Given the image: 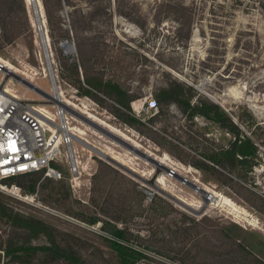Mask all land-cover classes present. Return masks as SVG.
<instances>
[{
	"label": "rangeland",
	"instance_id": "1",
	"mask_svg": "<svg viewBox=\"0 0 264 264\" xmlns=\"http://www.w3.org/2000/svg\"><path fill=\"white\" fill-rule=\"evenodd\" d=\"M36 1L42 32L32 0H2L0 62H8L13 68L9 70L53 94L50 61L62 101L71 102L67 104L138 145L172 171L158 172L154 164L67 111L69 126L77 128L75 134L80 139L88 140L144 180L73 140L80 168V178L73 187L67 147L62 143L55 165L63 178H46L44 183L48 184L39 186L34 202L0 191L5 205L43 219L54 233L51 237L31 235L0 221V241L15 238L43 245L55 238L86 264H119L105 241L110 228L105 229L102 221L88 222L99 216L104 222L126 228L130 238L126 244L145 254L138 264H263L264 0H63L61 8H54L59 19L55 24L68 30L72 52L61 46L63 39L51 41L44 6L41 0ZM180 5L194 8L197 19L192 24L177 20ZM6 32L13 38L9 43L2 37ZM83 59L134 95L132 109L144 123L142 131L121 122L110 108L93 98L80 96L71 84L59 82L57 67L65 60ZM169 78L193 86V100L218 103L235 122L239 123L244 108L253 113L261 129H256L258 134L253 137L258 158L247 179L238 169L211 172L193 164L205 161L204 152L231 140L218 124L202 115L191 118L173 103L151 120L160 108L149 105ZM3 80L7 89L18 97L24 95L38 110L56 113L57 107L44 95L6 70L0 71V82ZM54 120L59 122L57 115ZM177 173L212 193L214 201L211 198L206 204L199 191L176 178ZM68 207L73 212L67 211ZM0 255V264L8 262L3 250ZM256 257L261 262L255 261ZM26 264L56 263L40 252Z\"/></svg>",
	"mask_w": 264,
	"mask_h": 264
},
{
	"label": "trees",
	"instance_id": "2",
	"mask_svg": "<svg viewBox=\"0 0 264 264\" xmlns=\"http://www.w3.org/2000/svg\"><path fill=\"white\" fill-rule=\"evenodd\" d=\"M9 1V0H8ZM44 6L46 20L49 24L50 29V39L56 42L58 40H69L70 35L68 30H63L60 24H55V20L58 22V16L54 14V8L62 7L63 0H41ZM2 0H0V16H3V11L1 10ZM24 5V4H23ZM180 15L183 14L184 17H177L181 23L187 21L193 23L197 19L194 14V8L188 5L179 6ZM59 32L58 35L56 34ZM4 41L9 43L13 40L9 33H4L2 35ZM62 40V41H63ZM66 58L65 56H63ZM95 64H91L89 60H74L73 62L64 61V65L57 67V78L61 83H69L77 90V94L80 96L91 97L96 100L102 106L110 108L111 112L123 123L136 128L139 131L143 129V121L138 117L132 109V102L136 99L128 89H126L119 82L112 79L105 78L96 71ZM68 71L66 74L65 71ZM69 78H68V77ZM194 87L186 85L183 81H179L176 78H169L168 85L161 87L157 90L154 95V100L156 105L160 108L151 120L154 121L156 116L163 113L164 108L167 107L172 102H177L179 106L188 112L190 116L196 113L203 114L208 119L221 122L223 117L226 116L227 119L230 117L227 113L221 109V107L213 102L200 100L199 102L192 103L194 97ZM107 100L111 102L108 103ZM240 124H242L247 131L241 129L239 125H235L237 130L242 131L244 138L242 139L239 148L236 150H221V151H210L204 152L203 156L214 164L222 165L227 167L231 165L233 167L240 168L242 177L247 179V174L251 170V165L255 164L254 160L258 157V145L254 141L253 137L257 136V130L261 129L260 124L256 121L253 113L244 108L242 114L239 116ZM258 127V128H257ZM257 129V130H256ZM193 164L203 170L216 172L220 171L214 164L208 161L196 160ZM52 167H56L55 162L51 163ZM45 168L28 173L18 174L6 179L10 183H17L29 193H35L38 191L39 186H47L48 183H44L46 178L43 176ZM63 182V181H62ZM68 188L69 184H68ZM67 200V196L65 197ZM156 198L165 200L160 196ZM67 211L73 212L71 207L67 208ZM76 213V212H75ZM0 221H5L14 228L21 229L23 231L30 232L31 235H37L40 233L47 234L51 237L54 233V228L44 221L43 219L36 217L34 215H24L14 209L9 208L3 202L0 196ZM98 221L103 222V227L106 229L110 228V237H105V241L114 250L116 256L119 260V264H138V262L145 257L144 252L136 249L126 242L130 241L127 236V230L123 227H118L115 224H111L109 221H105L99 216H92L88 222L95 224ZM0 250H3L5 255L9 257L8 262L5 264L13 263H30L33 256L40 252L48 254L56 264H61L62 261L67 264H86V262L79 256L75 251L69 249L57 240L51 239L49 243L43 245H32L30 241L23 239L16 240L15 238H9L6 241H0ZM1 259V255H0ZM255 261L261 262L258 257ZM262 264V263H261ZM264 264V263H263Z\"/></svg>",
	"mask_w": 264,
	"mask_h": 264
},
{
	"label": "built area",
	"instance_id": "3",
	"mask_svg": "<svg viewBox=\"0 0 264 264\" xmlns=\"http://www.w3.org/2000/svg\"><path fill=\"white\" fill-rule=\"evenodd\" d=\"M4 67L0 62V71ZM32 103L24 95H14L13 91L6 88L5 80L0 82V191L26 202H34L37 194L29 195L20 185L6 179L44 168L45 177L63 178V172L52 167L51 163L55 162L60 145L64 143L68 152L70 182L74 187L80 178V168L72 141L77 140L89 148L95 147L75 134L77 128L69 126L64 106L52 104L57 107L56 113L52 114L45 108L38 110ZM153 107L157 108L156 101L149 105V108ZM56 115L59 122L54 120Z\"/></svg>",
	"mask_w": 264,
	"mask_h": 264
},
{
	"label": "water",
	"instance_id": "4",
	"mask_svg": "<svg viewBox=\"0 0 264 264\" xmlns=\"http://www.w3.org/2000/svg\"><path fill=\"white\" fill-rule=\"evenodd\" d=\"M33 2H34L35 10H36V15H38V23L41 25V31H42V24H41L42 21H41V18L39 16V10H38V7H37V1L33 0ZM42 37H44V34L42 35ZM68 44L72 45L68 40H65V41H63L61 43V46L66 48ZM48 68H49L50 73L52 74V77H53V80H54V83H55V87L57 88V85H56V82H55V78H54V75H53V69H52L50 61L48 62ZM4 70H6L9 75H11L15 79L19 80L20 82H22L23 84H25L29 88H32V89L38 91L39 93H41L42 95H44V97L49 100L48 101L49 104L57 103V104H60V105L64 106L65 109L69 113H71L75 118L79 119L82 123H84L86 125H89L94 130L102 133L103 135H106L107 137H109L113 141H115L118 144L126 147L128 150L132 151L137 156H139V157L147 160L148 162L154 164L156 166L158 172L159 171H165V172H171L172 171L167 165L163 164L162 161L158 160L156 157L152 156L147 151L139 148L137 145L132 143L130 140L125 139L124 137H122L119 134L115 133L114 131H112L108 127H105L101 123L95 121L94 119H92L88 115L82 113L81 111L77 110L76 108L66 104L65 102L62 101L61 98L45 92L44 90H42L39 87H37L34 83L29 81L25 77L21 76L20 74L14 72V71L9 70L7 67H4ZM91 149L96 151L101 156L105 157L106 159H108L109 161H111L112 163L117 165L118 167H120V168L124 169L125 171L129 172L130 174L142 179L140 176H138V174H136L130 168L124 166L122 163H120L119 161L115 160L114 158L104 154L103 152H101L100 150L96 149L95 147H92ZM176 178L179 179L180 181H183V182L187 183V185H189L190 187H192V188L196 189L197 191H199L201 193V196H202V198H203V200L205 201L206 204L209 203V201L213 197V194L210 193L208 190H206L205 188L201 187L200 185H198L194 181L189 180L186 177L180 175L179 173L176 174ZM142 180H144V179H142ZM167 196L170 197V199L176 201L177 203L182 204V201H180L178 198H176V197H174V196H172L170 194H167ZM182 205H184V203Z\"/></svg>",
	"mask_w": 264,
	"mask_h": 264
},
{
	"label": "flooded vegetation",
	"instance_id": "5",
	"mask_svg": "<svg viewBox=\"0 0 264 264\" xmlns=\"http://www.w3.org/2000/svg\"><path fill=\"white\" fill-rule=\"evenodd\" d=\"M202 100V99H201ZM200 100H198V99H196V100H193L192 99V103H194V102H199ZM203 101H208V102H211V101H209V100H203ZM173 104H176V105H178L179 106V104L177 103V102H172ZM216 104H218V103H216ZM219 105V104H218ZM220 107H221V105H219ZM181 108V107H180ZM157 109H158V107H157ZM221 109L222 110H224L222 107H221ZM184 111V110H183ZM225 111V110H224ZM226 112V111H225ZM227 113V112H226ZM198 115H202V116H204L203 114H200V113H196V114H194L193 116H190L189 115V113H188V116L189 117H191V118H195V117H197ZM227 115H228V113H227ZM229 116V115H228ZM206 119H208L206 116H204ZM230 117V116H229ZM210 121H212L213 123H216V124H218L221 128H223V129H225L230 135H231V140L229 141V143L227 144V145H223V146H221V147H215V148H213L212 150H210L211 152L212 151H221V150H231V151H233V150H236V149H238L239 148V144H241V142H242V139L244 138V135H243V133H242V131H238L237 130V128H236V126L235 125H239V127L242 129V127H241V124H240V121H239V117H238V121H239V123L238 122H235L233 119H231V117H230V119H227V117L226 116H224L223 117V119H222V121L221 122H217V121H214V120H211V119H209ZM209 151V152H210ZM258 157H256L255 158V160L254 161H256V159H257ZM206 161H208L209 163H211V164H214V163H212L211 161H209L208 159H205ZM214 166L217 168V169H220V170H223V171H230V169L231 170H239L240 168H237L236 166L235 167H233V166H231V165H228L227 167H224V166H222V165H217V164H214ZM254 168V165H251V170L249 171V173L252 171V169ZM231 173V172H230ZM247 178H248V176H247Z\"/></svg>",
	"mask_w": 264,
	"mask_h": 264
},
{
	"label": "bare ground",
	"instance_id": "6",
	"mask_svg": "<svg viewBox=\"0 0 264 264\" xmlns=\"http://www.w3.org/2000/svg\"><path fill=\"white\" fill-rule=\"evenodd\" d=\"M33 1V0H32ZM32 5H33V9H34V14H35V16H36V21H37V23H38V15H36V10H35V7H34V2L32 3ZM37 7H38V4H37ZM38 10H39V8H38ZM39 16H40V13H39ZM41 18V17H40ZM40 26V25H39ZM42 32V31H41ZM43 35V34H42ZM43 38V37H42ZM45 44V43H44ZM73 47H72V45H70V44H68L67 45V47H66V49H67V51H70V52H72L73 51V49H72ZM45 49V48H44ZM0 61H1V58H0ZM3 64L7 67V68H9V69H13L12 68V66H10L9 65V63L8 62H3ZM12 71V70H11ZM54 91H53V94L52 95H55V96H57V97H59V98H61L62 99V96H61V94H60V91H59V89L58 88H56L55 87V85H54ZM63 100V99H62ZM64 102V101H63ZM71 104V102H66V104ZM114 129V128H113ZM116 133V132H115ZM119 134V133H118ZM121 136V135H120ZM138 146V145H137ZM214 196V195H213ZM212 200L214 201V198L212 197Z\"/></svg>",
	"mask_w": 264,
	"mask_h": 264
}]
</instances>
